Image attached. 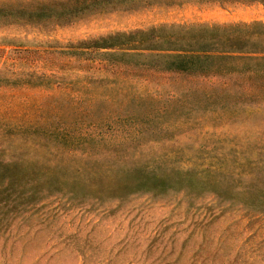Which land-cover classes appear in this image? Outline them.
I'll return each instance as SVG.
<instances>
[{
  "label": "rangeland",
  "instance_id": "1",
  "mask_svg": "<svg viewBox=\"0 0 264 264\" xmlns=\"http://www.w3.org/2000/svg\"><path fill=\"white\" fill-rule=\"evenodd\" d=\"M252 24L264 25V2L0 23V160L22 154L27 165L89 180L138 169L179 181L199 173L239 193L264 187V93L254 99L217 75L164 71L167 58L155 52L79 44L162 25ZM240 198L43 191L0 220V264H264V212Z\"/></svg>",
  "mask_w": 264,
  "mask_h": 264
},
{
  "label": "trees",
  "instance_id": "2",
  "mask_svg": "<svg viewBox=\"0 0 264 264\" xmlns=\"http://www.w3.org/2000/svg\"><path fill=\"white\" fill-rule=\"evenodd\" d=\"M197 1L220 5L264 2V0H4L0 2V23L25 25L67 24L78 19L112 11H135L154 6H178ZM81 49L134 50L155 52L167 59L160 69L189 75H217L222 85L232 81L237 90L252 92L258 98L264 93V25L181 26L162 25L148 30L116 32L79 43ZM259 62H263L260 64ZM233 64V65H231ZM238 64L241 65L238 66ZM263 65V66H262ZM233 69H230V68ZM231 76L230 74H233ZM245 83L246 86H243ZM239 87V88H238ZM55 169V168H53ZM180 174V173H179ZM169 174L155 175L132 169L113 176L81 179L64 170L27 165L22 154L16 160H0V220L8 213L23 211L40 193L63 192L74 196L94 195L98 199H122L137 193L158 195L170 189L190 192H213L218 197H241L242 205L264 212V187L251 183L243 192L223 187L219 182L194 174L188 180H176ZM219 180V176L215 175ZM218 177V178H217ZM184 181V182H183ZM96 186V194L88 186ZM90 188V187H89ZM203 189V190H202ZM90 191V190H89Z\"/></svg>",
  "mask_w": 264,
  "mask_h": 264
}]
</instances>
